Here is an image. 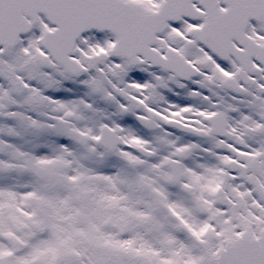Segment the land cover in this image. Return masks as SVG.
Masks as SVG:
<instances>
[{
    "label": "snow or ice",
    "instance_id": "obj_1",
    "mask_svg": "<svg viewBox=\"0 0 264 264\" xmlns=\"http://www.w3.org/2000/svg\"><path fill=\"white\" fill-rule=\"evenodd\" d=\"M0 264H264V0H0Z\"/></svg>",
    "mask_w": 264,
    "mask_h": 264
}]
</instances>
